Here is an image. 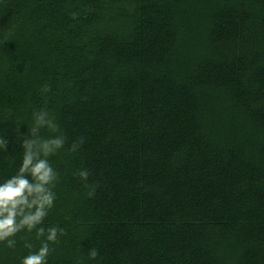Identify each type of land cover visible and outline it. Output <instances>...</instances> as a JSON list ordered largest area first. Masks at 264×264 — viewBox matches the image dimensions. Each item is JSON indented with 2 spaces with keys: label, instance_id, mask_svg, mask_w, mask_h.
Instances as JSON below:
<instances>
[{
  "label": "trees",
  "instance_id": "16d2710c",
  "mask_svg": "<svg viewBox=\"0 0 264 264\" xmlns=\"http://www.w3.org/2000/svg\"><path fill=\"white\" fill-rule=\"evenodd\" d=\"M45 107L67 136L48 264H264V0H0V183Z\"/></svg>",
  "mask_w": 264,
  "mask_h": 264
},
{
  "label": "clouds",
  "instance_id": "9594fccd",
  "mask_svg": "<svg viewBox=\"0 0 264 264\" xmlns=\"http://www.w3.org/2000/svg\"><path fill=\"white\" fill-rule=\"evenodd\" d=\"M50 91L44 85L42 93ZM46 130L48 135H42ZM67 136L61 130L54 115L45 107L32 114V124L22 141L23 157L18 171L0 183V244L15 249L19 242L29 252L20 264H48V258L66 234L58 225L44 226V221L55 206V188L60 182V173L53 167L50 158L64 149ZM85 143V137L78 136L71 142L68 151L78 152ZM8 140L0 138V148L7 149ZM88 189L89 198L95 196L99 182L88 183L91 172L88 169L75 173ZM25 233V235H20ZM39 246L33 243L31 234ZM35 249V250H33ZM88 258L95 260L99 252L95 247L88 249ZM77 264H83L82 259Z\"/></svg>",
  "mask_w": 264,
  "mask_h": 264
}]
</instances>
